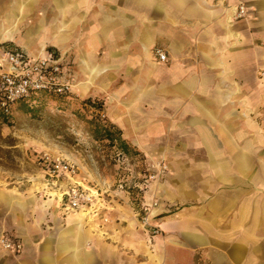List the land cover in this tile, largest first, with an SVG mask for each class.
Masks as SVG:
<instances>
[{
    "label": "crops",
    "instance_id": "crops-1",
    "mask_svg": "<svg viewBox=\"0 0 264 264\" xmlns=\"http://www.w3.org/2000/svg\"><path fill=\"white\" fill-rule=\"evenodd\" d=\"M14 46L63 53L71 98L169 171L146 195L160 235L131 207L67 208L68 182L0 184V235L23 243L0 264H264V0H0V56Z\"/></svg>",
    "mask_w": 264,
    "mask_h": 264
},
{
    "label": "rangeland",
    "instance_id": "rangeland-1",
    "mask_svg": "<svg viewBox=\"0 0 264 264\" xmlns=\"http://www.w3.org/2000/svg\"><path fill=\"white\" fill-rule=\"evenodd\" d=\"M111 124L104 102L94 98L41 95L16 103L11 114L0 109V184L45 198L54 195L50 193L52 186L67 182L70 186L73 182L67 177L57 181L49 178L39 159L44 153L61 156L76 165L74 179L96 195L95 209H78L87 218L112 221L108 210L114 208L105 203H115L131 207L132 214L152 235L162 234L160 222L151 215L158 199L147 200L146 195L149 183L163 178L169 167L164 176L148 178L156 171L152 164L162 159L147 156L131 145L126 148L105 132L108 128L115 136L117 126ZM144 205L149 206L148 211ZM156 227L161 230L155 232Z\"/></svg>",
    "mask_w": 264,
    "mask_h": 264
},
{
    "label": "built area",
    "instance_id": "built-area-1",
    "mask_svg": "<svg viewBox=\"0 0 264 264\" xmlns=\"http://www.w3.org/2000/svg\"><path fill=\"white\" fill-rule=\"evenodd\" d=\"M245 13L246 6L241 3L237 17H242ZM156 55L160 61L167 59V54L161 48L156 49ZM64 61V54L54 49H46L37 55H31L18 46L6 49L0 56V109L3 113L11 114L16 103L29 101L41 95L71 98L73 86L65 79ZM39 163L52 180L67 177L73 182L65 192L67 208L87 211L95 209L96 195L94 191L74 179L77 175L74 163L49 153L40 156ZM152 167H155L156 171L149 175L150 179L164 176L169 166L164 160H159L152 164ZM143 209L148 211L149 206L144 205ZM144 220L145 223L148 222V215ZM160 230V227H156L155 232ZM0 246L5 250L20 252L23 243L20 239L4 233L0 235Z\"/></svg>",
    "mask_w": 264,
    "mask_h": 264
},
{
    "label": "trees",
    "instance_id": "trees-1",
    "mask_svg": "<svg viewBox=\"0 0 264 264\" xmlns=\"http://www.w3.org/2000/svg\"><path fill=\"white\" fill-rule=\"evenodd\" d=\"M110 126H115L114 124H111ZM105 132L110 135L112 138H117L120 140L121 144H123L126 148H128V144L125 142V139L122 137L121 130L117 127L115 131V136H113L112 133H110V130L108 128H105Z\"/></svg>",
    "mask_w": 264,
    "mask_h": 264
}]
</instances>
